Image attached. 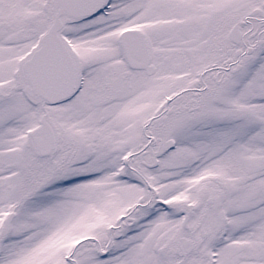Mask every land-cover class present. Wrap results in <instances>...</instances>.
Instances as JSON below:
<instances>
[{
  "label": "snow or ice",
  "instance_id": "6c2138e0",
  "mask_svg": "<svg viewBox=\"0 0 264 264\" xmlns=\"http://www.w3.org/2000/svg\"><path fill=\"white\" fill-rule=\"evenodd\" d=\"M0 264H264V0H0Z\"/></svg>",
  "mask_w": 264,
  "mask_h": 264
}]
</instances>
